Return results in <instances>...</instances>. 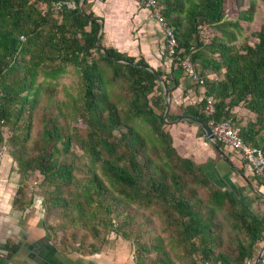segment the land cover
<instances>
[{
  "label": "trees",
  "instance_id": "trees-1",
  "mask_svg": "<svg viewBox=\"0 0 264 264\" xmlns=\"http://www.w3.org/2000/svg\"><path fill=\"white\" fill-rule=\"evenodd\" d=\"M55 1L0 0V114L5 120L0 139L9 126L8 144L19 151L21 169L39 170L53 187L43 199L48 237L57 239L49 218L73 215L89 238L77 247V233L65 235L72 244L62 246L70 250H100L101 228L136 231V264H249L264 242V217L216 183L202 164L181 154L167 124L182 115L207 123L229 120L248 146L264 151V25L253 33L254 44L236 42L239 20L253 19L254 0L234 22L226 20L227 0H159L178 37L177 59L190 57L205 78L201 84L185 75L202 98L182 112H169L168 121L163 77L171 88L174 74L177 88L183 66L171 62L168 75L144 58L107 47L103 20L89 10L87 0L83 9L82 0H75V9L58 13L52 9ZM201 25L220 34L205 42ZM70 66L80 75V91L56 104L53 82ZM209 95L214 97L213 116L205 111ZM81 121L85 126L74 124ZM186 122L206 135L194 121ZM75 145L83 154L73 150ZM216 146L220 156L227 152L220 142ZM19 192L23 199L15 206L25 198L23 188ZM134 204L157 209L169 232L167 244L136 222L129 210Z\"/></svg>",
  "mask_w": 264,
  "mask_h": 264
},
{
  "label": "crops",
  "instance_id": "crops-1",
  "mask_svg": "<svg viewBox=\"0 0 264 264\" xmlns=\"http://www.w3.org/2000/svg\"><path fill=\"white\" fill-rule=\"evenodd\" d=\"M87 6L103 20L104 45L137 59L144 58L151 67L170 72L162 48L165 30L149 8L137 0H87ZM185 75L184 71L177 88L172 75L170 112L179 113L183 106L202 98L188 86ZM205 90L201 87L199 91ZM186 121L172 120L167 124L179 152L202 164L213 179L232 190L255 215L264 217V185L252 179L254 176L241 155L226 149L225 156H220L215 146L198 134V127ZM12 159L8 154L0 164V264H136L129 241L111 242L91 253L59 247L57 239L48 237L43 222L45 210L39 199L26 210L14 205L16 183L10 170ZM242 168L245 173L241 172ZM263 244L258 247V255ZM257 259L249 264H258Z\"/></svg>",
  "mask_w": 264,
  "mask_h": 264
},
{
  "label": "rangeland",
  "instance_id": "rangeland-1",
  "mask_svg": "<svg viewBox=\"0 0 264 264\" xmlns=\"http://www.w3.org/2000/svg\"><path fill=\"white\" fill-rule=\"evenodd\" d=\"M255 2V7H254V15L252 20H239V23L242 27L241 33H239V39L236 41L237 44H241V42H248L251 44H254L257 39L254 36V32L258 31L261 29V27L264 25V0H254ZM88 7V6H87ZM250 7V0H227L225 4V9L227 12L226 15V20L227 21H237L239 18V12L243 10H249ZM202 30V38L204 39L205 42H209L210 38H212L216 34H220L217 31L211 30V28L205 29L202 25L200 26ZM165 59V56H164ZM166 60V59H165ZM168 66L171 67L173 63L171 61H167ZM169 75H171V70ZM43 77L40 76L39 81H41ZM164 79V77H163ZM56 86V90L54 91L53 94V100L55 101L54 103L56 104H61L63 101L67 100L70 101L71 98L68 94H73V95H78L80 91V75L77 72V70L73 67L70 66L68 67L67 72L63 73L59 78L55 79L53 82ZM163 83V82H162ZM166 96V95H165ZM171 102V101H170ZM172 104V102H171ZM172 106V105H171ZM181 110V109H180ZM240 115L246 117V111L241 110ZM182 112V111H180ZM41 116V114H40ZM168 121V120H167ZM172 122V121H171ZM39 122H37L38 125ZM78 126H85V123L83 121L74 123ZM7 134L9 136L12 135V130L10 129L9 126H7ZM205 138V136H203ZM9 145V150L8 154L11 155L13 158L12 161L10 162V170L11 174H14L15 178V190H16V195L14 197V201L16 202L17 199L22 198L23 193L19 192L20 188H23L25 192V198L23 202H20L19 205H16V208L19 210H25L23 208L24 205H28L32 199V203L28 205L27 207H31L35 201V199H39L40 206H43V199L44 197H48L49 193L53 191V187L49 186L48 184L44 183V176L43 174L36 169H29L28 171H23L21 169V161L20 157L17 158L19 155V151L16 150L14 147ZM73 150L77 152L79 155L83 154V151L75 145ZM16 157V158H15ZM17 178V180H16ZM216 181V180H215ZM11 183H13L11 181ZM217 183V181H216ZM23 199V198H22ZM21 200V199H20ZM44 209V208H43ZM130 214L136 219V222L143 223V227L145 228V232H149L152 235H160V237L163 239L164 243H168L169 240V232L167 229H165L166 224L162 221V218L158 215L157 209L154 207H140L136 204L132 205V207L129 208ZM73 215L69 218L66 219H59L56 216H52L51 218L48 219L49 223H53L55 226V233H56V238H57V244L59 247H64L61 246L63 242L65 241L63 237L68 234L74 233V235L77 233V238L74 241L75 246L82 245V242L85 239L89 238L88 235V230L85 227H82V223L80 220H74ZM45 216L43 218V222H45ZM118 220V221H117ZM116 222H114L116 225H119L120 220L117 218ZM136 223V224H137ZM138 225L134 226L136 228ZM139 227V226H138ZM100 228V227H99ZM101 236L104 238V242L102 244V247L110 244L111 242L118 244L123 241H129L132 247V253L133 255L136 256V249L138 246V240L136 237V231L134 233H119L114 232L112 234V231H105L104 229H101ZM128 231H130V228H128ZM91 232H89L90 234ZM153 240V239H151ZM120 241V242H118ZM66 245L67 244H72V240L70 238L69 241H65ZM84 251V250H83ZM153 257L157 256V253L154 251L151 253ZM191 261V260H190ZM190 261L183 263V264H190ZM181 264L180 262H178ZM198 264H204L202 262H199Z\"/></svg>",
  "mask_w": 264,
  "mask_h": 264
},
{
  "label": "built area",
  "instance_id": "built-area-1",
  "mask_svg": "<svg viewBox=\"0 0 264 264\" xmlns=\"http://www.w3.org/2000/svg\"><path fill=\"white\" fill-rule=\"evenodd\" d=\"M142 6L147 7L151 10V15L158 20L160 25L165 30V43L163 44V51L165 52L166 61H174L175 66L181 64L185 70V73L189 75L194 81H198L201 84L205 82V78L200 75L195 69V66L190 57L183 59H177V52L179 41L176 35L175 29L169 24L168 20L163 14L162 6L159 0H137ZM78 3L75 0H59L52 4V9L58 13L64 8L75 9ZM209 78H215L214 73L207 75ZM205 111L209 116H213L216 111L214 97L207 96V103ZM5 120L0 114V124L3 126ZM212 129L214 135V141L220 142L225 149L239 153L246 161L247 167L253 176L257 177L264 183V151L258 147L248 146L242 136L239 133V128L236 127L229 120L216 121L214 118L208 123ZM4 139H0V164L4 161L8 155L9 145L7 140V132L5 126L3 127ZM207 137V135H205ZM115 222V220H114ZM115 231H112V234ZM260 264H264V244L259 253Z\"/></svg>",
  "mask_w": 264,
  "mask_h": 264
},
{
  "label": "water",
  "instance_id": "water-1",
  "mask_svg": "<svg viewBox=\"0 0 264 264\" xmlns=\"http://www.w3.org/2000/svg\"><path fill=\"white\" fill-rule=\"evenodd\" d=\"M84 0L81 1V4H80V8L83 9V6H84ZM163 84H164V88H165V95H166V101H167V108H166V111H165V120H168V115H169V112H170V105H171V88H168L167 85L165 84L164 82V79H163ZM183 120H191V121H194L195 123H197L199 126H201L205 132H206V135H207V139L208 141L213 145L215 146V148H217L216 146V142L214 141V135L212 133V129L211 127L209 126V124L207 122H204L200 119H194L192 116L190 115H182L176 119H174L173 121L174 122H180V121H183ZM222 152V155L225 156L224 152ZM260 260V256H258V259H257V263L259 262Z\"/></svg>",
  "mask_w": 264,
  "mask_h": 264
}]
</instances>
